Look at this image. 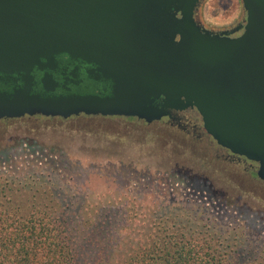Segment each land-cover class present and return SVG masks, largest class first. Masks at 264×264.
<instances>
[{
    "label": "water",
    "instance_id": "1",
    "mask_svg": "<svg viewBox=\"0 0 264 264\" xmlns=\"http://www.w3.org/2000/svg\"><path fill=\"white\" fill-rule=\"evenodd\" d=\"M202 1L0 0V84L24 82L0 89V120L83 114L149 124L191 108L218 146L257 164L264 184V0H239L236 36L204 27ZM60 55L98 66L106 86L50 95L47 71ZM33 71L51 87L32 94Z\"/></svg>",
    "mask_w": 264,
    "mask_h": 264
},
{
    "label": "rangeland",
    "instance_id": "2",
    "mask_svg": "<svg viewBox=\"0 0 264 264\" xmlns=\"http://www.w3.org/2000/svg\"><path fill=\"white\" fill-rule=\"evenodd\" d=\"M244 16L239 0H203L197 12L205 28L218 30ZM190 114L184 129L125 117L0 121L4 192L32 196L40 209L59 203L78 215L75 225L96 217L115 238L140 239L165 225L214 230L230 244L229 258L264 264V190L196 134L201 118ZM125 248L111 264L122 263Z\"/></svg>",
    "mask_w": 264,
    "mask_h": 264
},
{
    "label": "trees",
    "instance_id": "3",
    "mask_svg": "<svg viewBox=\"0 0 264 264\" xmlns=\"http://www.w3.org/2000/svg\"><path fill=\"white\" fill-rule=\"evenodd\" d=\"M4 179L0 173V264H111L124 246L121 264H252L229 258L230 244L214 230L165 225L145 229L135 240L118 233L115 238L91 215L75 225L78 215L65 213L59 203L40 209L32 196H6Z\"/></svg>",
    "mask_w": 264,
    "mask_h": 264
},
{
    "label": "flooded vegetation",
    "instance_id": "4",
    "mask_svg": "<svg viewBox=\"0 0 264 264\" xmlns=\"http://www.w3.org/2000/svg\"><path fill=\"white\" fill-rule=\"evenodd\" d=\"M244 18L245 16L241 18L240 21H237L233 26H231L230 30L226 29V31L233 32V36L238 35L242 31V27L244 25ZM208 29L214 33H219L220 31H223V30L212 29V28H208ZM47 72L51 76L52 84L54 85L56 84V87L53 89V91L49 93L50 95H61V94L68 93L64 89H70L71 93H79L83 89L84 90L86 89L87 93H96L94 89H100L101 86H106L102 82L101 79H97V77H99L100 75L98 71V66L89 65V64L82 63V62L71 61L67 55H60L56 57V66L54 67L52 71H47ZM72 72H73V75H72ZM31 77H32V81H31V93L32 94L43 92L44 88L51 87L46 82L41 83V81L43 80V72L33 71L31 73ZM12 78L15 79L16 76H13ZM23 84L24 82H21V81H16L15 83L11 82L8 84L7 87H4L3 85L0 84V89L10 91L12 88H18L19 86H22ZM62 87H64V89ZM157 105L160 107L162 103L159 101ZM190 112L198 114L195 111V109H191V108L183 110V111L171 110L169 111V116L162 117L159 121H154L152 123H149V125L163 121L168 126H176L180 129L181 128L184 129V127L190 121L189 120L190 115H191ZM79 116H86V115L80 114L78 116H73V117H79ZM73 117H70V118H73ZM87 117L106 118L100 115L87 116ZM22 118L62 119L60 117H43L40 115H35L31 117L24 116ZM22 118H18V119H22ZM13 120H17V119H1L0 121H13ZM139 121L143 122L141 120ZM193 127H194L193 130L196 132L197 135L208 138L211 141V143L215 142L209 135L205 133L202 125L201 127H197V125L196 126L194 125ZM217 148L221 152L222 157L224 159L236 162L242 166L244 170V176L247 177L246 182L250 186H255L256 188H259L260 190H264V184L256 176V171H257L256 163L251 162L245 159L244 157L234 155L223 147L217 146Z\"/></svg>",
    "mask_w": 264,
    "mask_h": 264
}]
</instances>
